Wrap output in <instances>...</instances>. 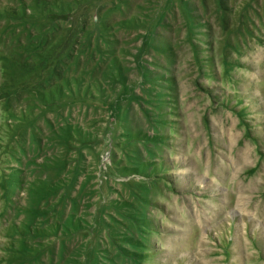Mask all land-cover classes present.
I'll return each mask as SVG.
<instances>
[{"label": "rangeland", "instance_id": "obj_1", "mask_svg": "<svg viewBox=\"0 0 264 264\" xmlns=\"http://www.w3.org/2000/svg\"><path fill=\"white\" fill-rule=\"evenodd\" d=\"M0 264H264V0H0Z\"/></svg>", "mask_w": 264, "mask_h": 264}]
</instances>
